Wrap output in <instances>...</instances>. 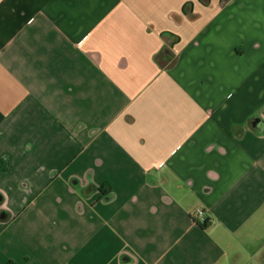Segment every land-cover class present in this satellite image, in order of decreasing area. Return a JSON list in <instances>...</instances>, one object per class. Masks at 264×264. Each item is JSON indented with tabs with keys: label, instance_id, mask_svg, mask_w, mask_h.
I'll list each match as a JSON object with an SVG mask.
<instances>
[{
	"label": "crops",
	"instance_id": "1",
	"mask_svg": "<svg viewBox=\"0 0 264 264\" xmlns=\"http://www.w3.org/2000/svg\"><path fill=\"white\" fill-rule=\"evenodd\" d=\"M8 263L264 264V0H0Z\"/></svg>",
	"mask_w": 264,
	"mask_h": 264
},
{
	"label": "trees",
	"instance_id": "2",
	"mask_svg": "<svg viewBox=\"0 0 264 264\" xmlns=\"http://www.w3.org/2000/svg\"><path fill=\"white\" fill-rule=\"evenodd\" d=\"M209 219L205 218L204 221H198L196 218H194V223L198 225L200 228H206L209 225ZM11 264V263H8Z\"/></svg>",
	"mask_w": 264,
	"mask_h": 264
},
{
	"label": "built area",
	"instance_id": "3",
	"mask_svg": "<svg viewBox=\"0 0 264 264\" xmlns=\"http://www.w3.org/2000/svg\"><path fill=\"white\" fill-rule=\"evenodd\" d=\"M195 218L198 220V221H204L205 219V216H204V212L202 209H197L196 212H195Z\"/></svg>",
	"mask_w": 264,
	"mask_h": 264
}]
</instances>
